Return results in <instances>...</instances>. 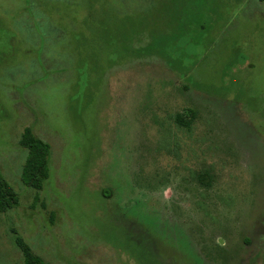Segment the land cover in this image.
Masks as SVG:
<instances>
[{"label": "rangeland", "instance_id": "obj_1", "mask_svg": "<svg viewBox=\"0 0 264 264\" xmlns=\"http://www.w3.org/2000/svg\"><path fill=\"white\" fill-rule=\"evenodd\" d=\"M142 25L165 64L123 54ZM26 128L50 147L39 193ZM0 175V264L17 238L46 264H264V4L0 0Z\"/></svg>", "mask_w": 264, "mask_h": 264}, {"label": "trees", "instance_id": "obj_2", "mask_svg": "<svg viewBox=\"0 0 264 264\" xmlns=\"http://www.w3.org/2000/svg\"><path fill=\"white\" fill-rule=\"evenodd\" d=\"M258 1L264 4V0ZM162 22V19L161 21H156L155 26L158 27L163 25ZM102 23L103 21L93 26L95 31L93 40L100 43H102L101 39H103L105 35V31L101 26ZM146 31L147 26L142 25L139 30H135L134 28L131 31L130 28L127 33L122 35V39H124L122 42L124 48L123 54L127 57H133L135 61H147L149 59H157L165 64L164 58L166 53H164V51L161 49L166 43L165 40L162 41V39L158 38L157 35H152L151 33L147 35ZM113 33H117L116 30H114ZM161 34H163L162 31ZM131 35L137 37L138 45L136 48L129 47V45L127 44L130 43L129 39ZM118 37L119 36L117 35V38ZM110 38L115 40L114 35ZM160 41H162L161 43H163V45L159 48H154L153 42H156L157 46L159 44L157 42ZM82 45L84 46V48H86V46L88 45V38L85 35L82 41ZM110 45L115 46V43L113 42ZM111 50H113V53L116 52V49L112 47ZM87 59V63L90 67L91 61L89 59V56H87ZM94 64H96V62H94ZM91 70L92 71H89V74H95L98 72V69L95 65ZM189 87L199 92L204 91V86L201 83L191 82L189 83ZM176 122L180 124V126H183L185 128H189L190 126V121H185L181 117H177ZM18 145L22 150H25L27 154L21 171V184L25 188L39 193L44 189L47 181L49 180L50 147L41 139L37 138L29 128H26L21 134ZM17 205V195L13 192L7 182L0 175V213H7L8 211H11L12 209L16 208ZM16 247L22 255V264H46L41 257L34 254L30 246L27 245L22 239L17 238Z\"/></svg>", "mask_w": 264, "mask_h": 264}]
</instances>
